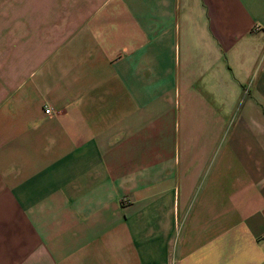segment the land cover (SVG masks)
Segmentation results:
<instances>
[{
	"label": "crops",
	"instance_id": "0c3cea01",
	"mask_svg": "<svg viewBox=\"0 0 264 264\" xmlns=\"http://www.w3.org/2000/svg\"><path fill=\"white\" fill-rule=\"evenodd\" d=\"M0 264H264V0H0Z\"/></svg>",
	"mask_w": 264,
	"mask_h": 264
},
{
	"label": "built area",
	"instance_id": "2783aa9c",
	"mask_svg": "<svg viewBox=\"0 0 264 264\" xmlns=\"http://www.w3.org/2000/svg\"><path fill=\"white\" fill-rule=\"evenodd\" d=\"M43 113H44L45 115H48V114L50 113V111H49V109H44V110H43Z\"/></svg>",
	"mask_w": 264,
	"mask_h": 264
}]
</instances>
